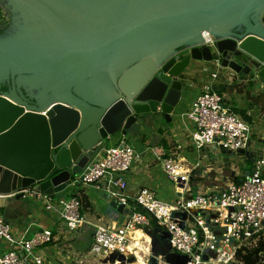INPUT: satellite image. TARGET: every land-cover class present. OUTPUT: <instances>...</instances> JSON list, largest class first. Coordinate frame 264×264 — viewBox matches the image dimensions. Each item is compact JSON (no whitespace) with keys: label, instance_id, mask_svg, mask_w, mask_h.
Returning <instances> with one entry per match:
<instances>
[{"label":"water","instance_id":"obj_1","mask_svg":"<svg viewBox=\"0 0 264 264\" xmlns=\"http://www.w3.org/2000/svg\"><path fill=\"white\" fill-rule=\"evenodd\" d=\"M7 2L19 28L0 37V86L12 87L0 90V211L24 189L64 191L110 136L181 116L192 60L220 57L264 91V0ZM109 203L126 225L132 210ZM147 231L159 238L148 264H186L167 231Z\"/></svg>","mask_w":264,"mask_h":264},{"label":"built area","instance_id":"obj_2","mask_svg":"<svg viewBox=\"0 0 264 264\" xmlns=\"http://www.w3.org/2000/svg\"><path fill=\"white\" fill-rule=\"evenodd\" d=\"M207 36L205 43L213 44L215 38ZM211 63L217 69H225L220 57H214ZM205 66L203 71H209ZM220 77L221 73L212 72L188 111L182 113L193 124L188 146L198 153L212 146L244 156L252 146L253 128L225 105L214 86ZM260 139L264 143V130ZM148 149L177 186L179 193L173 201L158 197L147 186L134 194L128 193L127 173L139 153L126 137L114 146L96 151L81 173L70 181L69 186L76 190L71 197L60 198L34 188L21 192L26 198L40 200L47 211L64 222L66 233L62 232L59 238L68 240L67 234L84 225L93 226L87 251L93 258L107 261L108 255H122V250L132 244L133 233L149 230L152 220H156L160 231L170 235L171 251L186 256V264H243L238 252L252 250L260 240L264 241V155L254 160L242 178L230 181L224 188L216 185L204 193L189 194L191 173L200 163L189 164L180 154L184 149L180 142L170 149L162 144H152ZM86 187L128 206L132 213L127 215V224L123 220L91 223L83 212L81 189ZM0 237L8 243L7 250L0 255V264H53L46 254L38 251L59 239L53 230L43 228L31 236L19 234L0 211ZM125 257L128 262V256ZM157 258L159 264H172L164 255ZM120 263L116 260L114 264Z\"/></svg>","mask_w":264,"mask_h":264},{"label":"crops","instance_id":"obj_3","mask_svg":"<svg viewBox=\"0 0 264 264\" xmlns=\"http://www.w3.org/2000/svg\"><path fill=\"white\" fill-rule=\"evenodd\" d=\"M207 63L211 62L193 60L180 76V79L185 81L190 87V95L183 112L188 111L193 99L199 95L204 84L209 80L208 77L203 76V70ZM223 71L224 74L214 82V86L222 94L225 105L243 117L253 128V142L248 153H244V156H242V154L238 155L227 152L231 161L237 160L241 164L240 171L234 176V179H236L242 178L243 174L252 168L254 160L264 155V143L260 139L261 133L264 130V91L259 89V86L254 83L252 77L249 75L237 73L230 68H225ZM194 80L197 81L196 84H194ZM165 121L167 120H162L160 117L148 119L138 131L134 132L133 136L116 133L108 138L107 143H112V145L106 146L105 141H103L97 146L96 151L114 146L123 137L129 139L134 145L139 153V157L136 158L131 170L127 173L130 187L128 193L130 194H134L143 186H147L154 190L158 197L172 201L176 198L177 193H179L177 186L167 177L148 149L152 144H162L170 149L177 142H180L184 146L180 154L185 156L191 166L196 162H199L201 166L202 158L206 159L210 154L214 153V150H219V148L207 146L204 147L207 150L203 154L202 152L198 153L195 148L188 146L193 131V124L189 120L184 119L182 115L177 116V119L173 120L174 126L166 124ZM224 159L226 158L215 159L216 164L214 166L218 168ZM198 168L196 170H199ZM194 184L197 185L195 182ZM210 188L212 187L208 186L207 190ZM75 192L74 188L68 186L64 191L56 193L55 196L67 198L71 197ZM81 192L83 212L91 223L99 224L123 220L122 216L115 219L117 212H114L109 203L113 199L108 197L104 192L92 187L82 188ZM85 208L90 211H86ZM1 212L19 234L31 236L34 232L43 228L53 230L58 238L62 232L66 233L64 222L57 215L47 211L40 200L26 197L21 199L11 198V201L4 205ZM90 226L84 225L78 231L67 234L68 240L59 238L49 245L40 247L38 251L46 254L53 264H73V255L80 254L83 247L80 244V239L82 238L84 229ZM68 241L70 242L67 244ZM7 248L8 243L0 237V255Z\"/></svg>","mask_w":264,"mask_h":264},{"label":"rangeland","instance_id":"obj_4","mask_svg":"<svg viewBox=\"0 0 264 264\" xmlns=\"http://www.w3.org/2000/svg\"><path fill=\"white\" fill-rule=\"evenodd\" d=\"M6 3V2H5ZM2 3V6L4 7L2 12L0 13V23L8 24L11 23V15L8 8V4ZM193 61V60H192ZM191 61V63H192ZM207 68L209 71H203V76H206L210 78L211 73L217 71L219 74L221 73V77L224 74V68L217 69L214 64L207 63ZM220 77V78H221ZM196 80H194V84H196ZM188 102V100H187ZM186 102V104H187ZM184 104V105H186ZM168 125L174 126L173 122H167ZM105 145L110 146L112 143H107L108 139H105ZM114 145V144H113ZM219 148V147H215ZM207 148L202 149L200 152L203 154L206 152ZM219 158H226L223 160V163L217 168L214 165L216 164L215 159ZM228 158V159H227ZM201 166L199 170L194 169L191 173V178L189 181L190 184V192L189 194H198V193H204L207 190L208 186H211L214 188L216 185H218L221 188H224L227 183L232 181L234 179V176L237 174V172L240 171L241 164L237 160L231 161L229 159V154L219 148V150H214V153L210 154L206 159H201ZM194 182L197 184L195 185ZM221 182V183H220ZM193 183V184H192ZM220 183V185H219ZM175 199V198H174ZM173 199V200H174ZM166 200V199H165ZM172 200V201H173ZM86 211H90L87 208H85ZM103 213V212H102ZM96 219L97 216H95ZM94 218V219H95ZM89 232L93 231L94 227L90 226ZM149 231H144V236H149L151 238L150 242L147 243V241L143 240L142 244L143 246L140 249H134L135 251L141 252L143 258L146 260V262L149 261L150 257L155 255V252L157 249H159V238L156 236L152 237V235L148 234ZM70 241L67 242V244ZM144 242V243H143ZM66 244V245H67ZM133 242L130 245L133 248ZM73 250V248H72ZM74 262L73 264H114L116 260H118V256L116 254L108 255L107 261L102 258H93L91 255H89L88 252H83L81 248L80 254L73 255ZM129 258V257H128ZM120 261V260H119Z\"/></svg>","mask_w":264,"mask_h":264},{"label":"trees","instance_id":"obj_5","mask_svg":"<svg viewBox=\"0 0 264 264\" xmlns=\"http://www.w3.org/2000/svg\"><path fill=\"white\" fill-rule=\"evenodd\" d=\"M0 24V35L3 34L5 26ZM239 181V179L237 180ZM56 195V193L54 194ZM141 210V209H140ZM103 212V210H102ZM156 220H152V226L150 229L155 231L158 228ZM89 228L84 229L82 238L80 239V244L83 246L82 251L87 252L92 241L93 231L89 232ZM264 241L260 240L258 245L252 250H247L244 253L242 251L238 252V258L243 262V264H264Z\"/></svg>","mask_w":264,"mask_h":264},{"label":"bare ground","instance_id":"obj_6","mask_svg":"<svg viewBox=\"0 0 264 264\" xmlns=\"http://www.w3.org/2000/svg\"><path fill=\"white\" fill-rule=\"evenodd\" d=\"M143 233L144 232H141L140 230L134 232L132 236V242L134 244L133 248L130 246L131 245L130 244L129 246L125 247L122 250L121 252L122 255L128 256L129 258L132 256L135 257L133 261H128V262L124 261L125 264H148V262H146V260L143 258L141 252L134 250V249H140L143 246L142 244L143 240L147 241V243L150 242L151 238L149 236H144Z\"/></svg>","mask_w":264,"mask_h":264},{"label":"flooded vegetation","instance_id":"obj_7","mask_svg":"<svg viewBox=\"0 0 264 264\" xmlns=\"http://www.w3.org/2000/svg\"><path fill=\"white\" fill-rule=\"evenodd\" d=\"M7 3L8 4V2H7V0H0V13L2 12V10H3V6H2V3ZM5 3V4H6ZM8 6V5H7ZM8 8H9V11H10V15H11V23H8V24H4V23H0V24H2L1 25V27L2 26H5V28H4V32H3V34L2 35H0V37H4V36H8V35H12L15 31H17L18 30V28H19V26L17 25V22L15 21L16 19H15V15L13 14V12L11 11V9H10V7L8 6ZM244 30L242 29V28H238L237 30H236V32H243ZM184 48H181L180 49V51H182ZM10 89H12V87L10 86V84H9V82H6L4 85H1L0 86V90H2V91H7V90H10ZM26 95H27V93H26ZM28 96V95H27Z\"/></svg>","mask_w":264,"mask_h":264}]
</instances>
